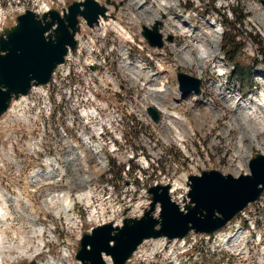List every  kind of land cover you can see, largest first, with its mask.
<instances>
[{
	"label": "rangeland",
	"instance_id": "rangeland-1",
	"mask_svg": "<svg viewBox=\"0 0 264 264\" xmlns=\"http://www.w3.org/2000/svg\"><path fill=\"white\" fill-rule=\"evenodd\" d=\"M73 1L74 0H0L1 31L5 27L14 25L17 15L23 13L26 9L38 11L46 8H56L62 12L64 9H67ZM101 1L106 2V0ZM111 1H113L111 3L113 8L116 9V7H119L114 15L118 12L123 16L122 4H126L128 0ZM152 1L154 2V0ZM163 1L162 8L165 9V12H168L171 7L178 8L181 7V5L183 6V4L185 5L184 1L187 2L188 5L185 10L187 13H190L191 22L199 26L197 30L194 29V31L189 33V27H187V30L184 29L185 31L179 32L180 35L178 34L177 37V46H174V48L173 46L166 48L168 51L166 56L161 58L158 53L155 55L149 54L144 43L139 41V37L135 39V42L130 43L127 41V48L123 50V48H120V44L123 40L119 39L118 42L114 44L113 53L111 51L112 54L107 60L110 69L114 73L115 79H112V77L110 81L109 79L90 78L91 66L86 61L78 62L77 60V64L75 65L76 71L71 72L70 76L64 79L63 73L60 74L62 84L65 86V92L71 88L73 91V99L80 101L86 99V95H92V99L88 104L93 107L95 112L98 111L102 113L105 122H113L115 126H117V129L113 128L108 133H106V127L103 126L102 128L105 127L104 132L106 133L103 136L104 139L95 138L93 141L86 136H84L83 139L78 137L75 138L73 143L77 141L82 144L87 143L84 144L87 148V154L82 161L80 159L83 156L80 155L79 157L77 150L71 152L72 146L68 137L60 139L59 136L53 134L56 126H59L58 118H60L62 114L65 115L66 110L73 106L74 102L68 100V94H65V97L62 95L63 98L55 103L56 106L54 111H48L44 120L45 135L41 134L44 133L43 130L37 131L35 133L36 135L30 134L26 130L10 131V129L22 124L21 122L16 123L15 126H10V123L8 125L10 126L8 130H5L2 128L4 126V123L1 122L3 118L0 119V146H2V148L4 146L7 151L9 150L10 154L15 151L19 160L23 161L21 166L24 167L19 174L14 168L3 172L0 177L3 179L4 184L7 186H18L23 190L29 188L32 190L31 195L34 198L42 197L47 190L44 188L46 186V181L41 182V184L39 182V185L34 188L30 187L28 179L31 177V172L39 166H45V157H60V164L63 170L62 173L65 175L59 178L61 181L52 179L53 182L51 181V183H53V185L49 187H52L53 190L57 189V191L61 187L63 190H67L68 188L69 192L72 194V201L75 203L73 208L75 214L79 216L82 215V218H80L84 223L83 231L86 230L89 225L95 223L89 220L92 217H99L101 211H103L104 214H109L111 217L113 214L116 215L117 213L125 212L130 214V204L136 201L137 198H146V191L148 192L149 187L156 181L176 182L180 180L182 183L184 182V178L188 181L190 175L200 174L203 170L209 169H217L225 174L231 173L237 176L240 173L248 172V164L251 158L264 150V129L260 130L258 128H253L256 130L257 138L253 140L247 138L245 142L250 145V148L244 154L238 153L235 147L242 128L237 126L233 121L234 116L244 112V109L240 105L243 103L254 104L261 100L263 106L261 109H258V112H260V110L264 112V101L261 97L264 93V0ZM136 7L134 3L130 6L133 10H137ZM144 16H150L149 12H146ZM124 17L128 18L127 15ZM167 18H169L167 21L172 28H176L181 21L179 18H175L172 15H169ZM240 18H244L243 21L239 22ZM140 19L141 20L136 17L135 21L141 24L146 22L144 18L141 17ZM212 20L216 25L210 27L207 23ZM215 28H217L221 36V40L217 46L218 51L215 54L208 52H205V54L202 51L204 48L202 45L204 43L200 44V47L194 46L193 48V46H191L193 49H191L192 52L184 49L183 44H189L191 40H196L197 42L201 40L195 35L200 31L202 33H198V35L201 36L202 41H205L204 38L206 37L210 39V37L213 36H211V34ZM230 29L233 30L232 32L236 35V42L234 43L236 53L234 57L229 59L226 54L227 49L224 48L226 43L223 39V34ZM240 44L241 48L238 49ZM109 46L111 47V45ZM208 47L211 46L208 44L205 48ZM182 49L184 50L183 52L181 51ZM127 50L131 58H137L140 64H144L148 67L151 66L156 72H161L162 74L170 76V72H167V70H171V72L175 70L184 71L191 75L201 77L203 99L202 102H195V107L199 110L192 108L187 102V100L193 99V97H198L194 93L189 94L190 96L181 103L180 108H176L174 104L171 105L166 102L165 100H173L174 96H176V92H178V82L176 76H173L175 72L171 73L170 76L171 88L167 85L165 86L169 90L168 95L165 97V92L158 91L159 88L157 87L160 85L153 83L152 77L145 74L147 77V81H145L142 77L131 72L130 67L127 68L124 66L128 58L123 56V52L126 54ZM142 50L143 52H141ZM186 51H189L191 56H193L192 59L194 62L192 66L185 65L183 63L184 61H182V55L186 53ZM150 52L152 53L153 51ZM146 53L153 57V61L146 56ZM202 53H204V59L201 61L197 57ZM80 58L81 57H79V59ZM157 61L161 62V69L155 65ZM219 61L224 63L222 67L218 66L220 64L218 63ZM72 64L73 61L71 63V70L73 68ZM199 69H202V74ZM55 80H57V76ZM50 89L51 94L57 93V84H52L48 88V91H50ZM60 90H63V87H60ZM92 90H94V93ZM222 97H229L228 99L234 103V107L230 105L229 100L226 102ZM142 99L145 105L141 104ZM209 102L219 109L213 110L209 108ZM146 103H148L147 109L152 105L157 107V109L159 108L158 111L161 117L160 122L165 121V127H161V125H159L160 122L155 123L151 117L147 115L148 112L146 113L145 110ZM57 108H59L60 111H57ZM175 108L182 113L181 115H183L184 119L179 120L174 118L168 122L170 111L176 110ZM217 110L223 112L219 117H215L214 114ZM196 115H199L200 118ZM98 117L99 115L91 120L92 124H96ZM17 118H20V116ZM199 119L202 121L205 120L204 126L201 127L198 125ZM32 120H34V118H27V124L31 123ZM254 120L256 119L249 117L248 123L252 125ZM170 123L180 128L189 126V134H187L185 142H181L177 138L169 141L166 138L165 134L169 128H171V132H175V128L173 129L174 125ZM229 125H231L230 129L227 130L226 128ZM82 130H84L83 126L79 123H75L73 127L67 129V132L68 134L72 133L77 136L82 134ZM99 131L103 133V129L100 130V128H98L96 133L98 137H102ZM39 135L42 136V139ZM32 137H34L35 140L41 141L39 148L42 150V153L37 155L35 161L27 159L29 158L28 154H30L29 143ZM83 140H85V142H81ZM31 146L33 147V145ZM101 146H103V150L100 149ZM3 156L5 157L4 152ZM7 163L9 162H6V164ZM95 168L99 169V171L96 172ZM56 180H58V182H55ZM82 180L88 181V189L91 191L90 205H88L85 199H78L77 196L80 187L74 188V185L68 187L69 182L73 181V183L79 184ZM34 189L42 194L36 195L37 192L33 191ZM188 189L189 186L186 184L185 188H179L177 193L183 198L187 195ZM55 205L42 209L41 221L45 226L54 228V234H52L54 237L52 240L53 246H56L59 240L65 241L71 246L72 255H70V257L73 259L67 260V262L81 264L74 259V254L79 247V239L76 232L77 228L74 229L69 225V222L65 220L66 217L69 216V212L61 211L59 202ZM124 206L125 208H123ZM10 207L14 216L17 217V211L14 206L11 205ZM49 208L50 210H48ZM57 208H59V211H56ZM73 210L71 209L70 211ZM262 216H264V200L259 204L255 202L252 208H250V211L241 215L240 219L253 233V223L258 221L257 219H260ZM247 218H249V223L246 220ZM79 224H81V221H79ZM260 225L262 226V232H264V222ZM13 228L16 229V233L14 234L18 248L9 247L8 243L5 244L7 246H2V248H0V264H31L32 259L20 257L23 253V251H21L23 245L21 244L22 242L19 243L20 246L18 244V240L21 241V235L27 232L28 235L31 234L32 231H28V229L31 228L30 223L26 221L24 224L19 219L13 223V227L10 230L13 231ZM230 229L231 227L228 230ZM159 241L161 240L148 241L142 244L141 250L139 252L137 251L126 264H171L172 255L175 253L173 247L163 248L162 246V249H157ZM253 242L257 245L258 240L256 237L251 240V246ZM174 243L180 242L177 241ZM259 243L262 244L260 246L262 249L264 244L262 242ZM195 244L198 248L203 249V251L209 252L212 247L215 246L216 241H207L199 237ZM182 247L181 243V248ZM225 247H231L229 251L233 253L235 245L231 244L230 247L225 245ZM31 248L35 249L33 240L31 242L30 249ZM61 248L62 246L60 250H62ZM46 250L47 247L45 248V253ZM237 250L238 249H236L237 256L219 253L218 257L210 261L216 263V259L223 258L222 256L224 255L225 260H229L231 264L254 263L253 259H247V256H245L251 253L252 249L248 254L244 251L245 259L239 256L242 254ZM44 257L45 255H42L39 260ZM196 257L199 258L196 252H186L184 255V258L188 262L200 264L202 261ZM262 259L264 260V255ZM107 263L113 264L112 259L111 261L109 259ZM208 264L210 263L208 262Z\"/></svg>",
	"mask_w": 264,
	"mask_h": 264
},
{
	"label": "water",
	"instance_id": "water-1",
	"mask_svg": "<svg viewBox=\"0 0 264 264\" xmlns=\"http://www.w3.org/2000/svg\"><path fill=\"white\" fill-rule=\"evenodd\" d=\"M107 10L98 0H74L62 12L52 8L40 14L26 9L17 16L16 24L5 27L0 32V116L13 98L28 94L33 85L50 81L69 49L76 47L80 17L92 27L100 16L106 17ZM161 24L156 21L151 28L143 27L142 34L153 47H163ZM177 79L185 96L201 94L200 78L180 71ZM149 113L156 122L160 120L156 107H150ZM189 186V201L181 208L172 199L170 184L153 185L149 188L152 202L140 218L126 217L122 226L109 222L86 230L76 259L82 264H107L105 254L113 264H126L146 239L181 238L191 231L210 234L221 229L264 191V153L249 161L247 173L235 176L217 169L203 170L189 176Z\"/></svg>",
	"mask_w": 264,
	"mask_h": 264
},
{
	"label": "bare ground",
	"instance_id": "bare-ground-1",
	"mask_svg": "<svg viewBox=\"0 0 264 264\" xmlns=\"http://www.w3.org/2000/svg\"><path fill=\"white\" fill-rule=\"evenodd\" d=\"M142 3L147 4L148 3V0H137V3H134V5L137 6L136 7L137 10H144L143 7L141 6ZM164 4H165V2H164ZM154 8H155V6L152 7L150 4H147L146 5L147 11L145 10L144 14H146V12H149V15H150L148 17L147 16L144 17L146 23H152L153 21H155L157 18L160 17L159 11H157L156 8L155 9ZM173 17H175V16H173ZM175 18H178V17H175ZM179 19L181 21H180V23L178 22L179 23L178 24V27L181 28V31H185L184 29L187 30V27H189V26H186V27L184 26V23L185 22H184L183 16L181 15V18H179ZM167 24H168V21H167ZM188 32H190L189 28H188ZM139 33H140V28H137L136 34H139ZM211 36L212 37H210V39L205 36L206 38H204V39H205L206 43H204L202 45L204 48L207 47L208 44L211 47H208V48H205V49L202 47L203 48L202 51L204 53L205 52L206 53L208 52V53L215 54L218 51L217 46H218V44H219V42L221 40V36H220V33L217 31V28H215V30L213 29V33L211 34ZM176 37H178V36H175V38ZM205 41H203V42H205ZM94 42H95V35H87V43H94ZM174 45H175V42H167L166 48L171 47V46H174ZM166 48H162L160 50H154V51H157V52L160 53V52H164L166 50ZM150 51H153V50L150 49ZM186 53H183L184 57L182 55V59H183L182 61H184L183 63L185 65L192 66L194 60L192 59V56L190 54H186ZM204 53L198 55L200 60L204 59V55H203ZM73 55H78L79 57L85 56L86 58H89V60H97V49H91V46H81V44H78V47H77L75 53H71L69 55V57H68V64H71L72 63L71 59H72V56ZM135 66L138 67V65H135ZM100 69H102V72L105 73V67H98L97 72H100ZM199 71L202 72V69H199ZM175 73H174V76L176 75ZM56 76H57V72H55L54 77H53L52 80H55ZM112 79H114V78H112ZM51 85L52 84H50L49 87ZM165 86H166V84H165ZM165 86L159 88V91L165 92V97H166L168 95L169 90ZM43 96H51V89H50V91H48V88H43ZM187 97L188 96H184L183 93H181L178 90V92H176V96H174L173 100H165V101L168 102V103H170L171 105L174 104L175 105L174 107H176V108H180L181 107L180 106L181 103H183V101ZM261 97H262V100L264 101V93L261 95ZM222 98H224V97H222ZM202 99H203V96L202 95H198V97H193V99H189V100L186 99V100H187L188 104L191 105L192 108H195V109L199 110L198 108L195 107L196 106L195 105V102H202ZM224 99H225L226 102H228V100L230 101V99H228V98H224ZM230 105H232V107H234L233 102H231V101H230ZM241 106L244 109V112L243 113H240V114H237L236 116H234L233 121L237 124V126H240L242 128V130H241V132L239 134V138H238V141H237L235 150L238 153H240V154L241 153L244 154L250 148V145L247 144L245 142V140L247 138H250L252 140L255 139V138H257L256 130H254L253 128H256V129L258 128L260 130L264 129V112L262 110H260V112H258L259 111L258 109L259 108L261 109V107L263 106V104L261 103V100L258 101V102H255L254 104H251V103H243ZM208 107L211 108V109H213V110L219 109L216 106H214V104H212L210 102L208 103ZM181 114L182 113H180L179 111H177V109L170 111V114H169L170 117H169L168 122H170L174 118L175 119H179V120H183L184 117ZM214 114H215V117H219V116H221L223 114V112L221 110H219V111L217 110V112H214ZM196 116L198 118H200L199 115H196ZM249 117H253L254 119H256V120H254V123L252 125H250L248 123V118ZM25 121H26V119L24 117L20 116V118L10 120L8 122L7 126L10 123H11L10 126L11 125L12 126H15L16 123H20V122L21 123H25ZM204 122H205V120L202 121V120L199 119L198 125L202 127V126H204ZM170 124H173V123H170ZM159 125H161V127H165L166 126V122L165 121H162V122L159 123ZM173 125H174L173 129L175 128V130H174L175 132L174 133H173V131L171 132V128H169L167 130L166 134H165L166 138L169 141L175 140V138H177L179 141L185 142L186 141L185 138H186L187 134H189V126H185L184 128H180L178 126H175V124H173ZM10 126L5 127L4 129L5 130H8V128ZM27 126H34V120H32L31 123L27 124ZM230 126L231 125H229L226 129L227 130L230 129ZM102 129H103L102 132H104V128H102ZM227 132H229V131H227ZM4 155H5V152H4ZM0 166H2L4 168V164H0ZM95 171L97 172V171H99V169H96L95 168ZM51 176H53V175L51 174ZM40 178L41 177H40L39 174L36 175V177H35L36 180H40ZM73 185H74V188L80 187L79 194L77 196L78 199L79 200L85 199L87 201L88 205H90L91 204V191H90V189H88L89 188L88 181L82 180L79 184L78 183H75V182L73 183V181H71V182H69L68 187L69 186H73ZM47 189H48V195L49 196L46 197L44 199V201H43L44 208L49 207V205L50 206L51 205H55V204H57V202H59L60 203V206H61V211L69 212V216L66 217L67 220H69L72 224H75V219L73 217H76L77 220H81L80 216L77 215V214H75V212L73 210V208H74V201H72V194H71V192H69L68 188H67V190H63V188L61 187L58 191L57 190H52V187H49ZM177 189H178V187L176 185H174V190H177ZM15 190H17V189H15ZM263 196H264V193L255 202H257L258 204L261 203V201L264 200V197ZM22 198H24V197H20V200H22ZM3 202L6 203V200L3 199ZM255 202L249 204L248 207L244 211L241 212L242 215H244L248 211H250V208H252V205H254ZM5 205L6 204L0 205V206L3 207V208H1L0 231H2L1 225H2L3 219H4L3 216H5V214H6L5 213V210H6L5 209L6 208ZM7 205H8L7 210L9 212L12 213L11 207H10L11 205L14 206V208L17 211V208L15 207V205L12 202H9ZM71 209L73 211H70ZM56 211H59V208H57ZM30 212H31L30 211V207L26 208V210H25V218H26V221H28V216L30 215ZM57 213H59V212H57ZM6 217H8V216H6ZM12 217H15L14 214L11 216V218ZM246 220L249 223V218H247ZM257 220L258 221H255V223H253V225H252L253 233L250 231V229H248L246 227V225L244 224L243 221L239 220L238 223L235 225V227L234 226H231V229L230 230H227L226 232H219L215 236H217L218 239L221 242H224L223 244H225L227 247H230L231 244H233L235 246L236 245H239V248H238L237 251L240 254H242V255H245V253L248 254L250 252V250L252 249V246H251V243L250 242H251V240L254 237H256L257 240H258V242H257V245H255V247H257L258 252L264 253V247L261 249V247H260L261 245L258 244L259 242H262L264 244V232H262V228H261L262 226L260 225L261 223L264 222V216H262L260 219H257ZM30 227H31V224H30ZM28 231H33V230L30 228V229H28ZM254 233H255V235H254ZM47 234H48V232H47ZM256 234H257V236H256ZM29 235H28V232H27V233L21 235V237H20L21 241L19 240V243L22 242L23 247H25L26 249L27 248L30 249V247H31L32 240L29 239ZM1 236H2V233H0V237ZM201 237L210 238L211 236L210 235H201ZM162 239H164V238H160L158 240H162ZM36 240H37V242H39L38 239H36ZM184 240H187V239L183 238L181 240H174V241L172 240V241H170V243H174V242L179 241L180 243H182V246H183L182 248H186V247H188V241H184ZM3 244H4V242L0 238V248H2ZM168 247L172 248L173 246H163V248H168ZM61 249H62V253H63L62 256H64L65 245H62V248ZM244 251H245V253H244ZM262 257L263 256H261V258ZM104 258H105L106 261H109V259L111 261V259H112L109 255H105V254H104ZM63 260L64 259H62V261H60L59 264H64V261ZM107 264H109V263H107Z\"/></svg>",
	"mask_w": 264,
	"mask_h": 264
},
{
	"label": "built area",
	"instance_id": "built-area-1",
	"mask_svg": "<svg viewBox=\"0 0 264 264\" xmlns=\"http://www.w3.org/2000/svg\"><path fill=\"white\" fill-rule=\"evenodd\" d=\"M162 1L163 0H154L157 8L159 11H164L165 9L162 8ZM132 3H137V0H128L127 3L122 6V8H130L132 6ZM185 4L187 2L184 1ZM132 9V8H130ZM134 15L133 16H141L144 14V10H133ZM127 15L129 18L125 19L124 25L126 26L125 28H129L128 31L134 35V30L131 29V25L128 23L130 21H134L133 16H130L129 14L126 13V11L123 9V16ZM122 17L118 12L115 14L114 18L110 17L108 19L101 18L98 22L97 25H95L92 28H89L86 26V24H83V32L79 34L78 40L79 44L81 46H91V49H97V60H89V58L86 59V62L88 64H96L98 67H105V73L109 72L108 71V59L110 58L111 54L113 53L114 50V44L118 42L119 39H122V43L120 44V48H124L127 43V38L129 34H126V30L121 26L123 25L122 22ZM140 28V27H138ZM163 32L164 36L166 37L168 34H173L174 36H178L179 32H181V28L176 26V28H172L169 24H167V19L164 20V25L163 28L161 29ZM87 35H95V42L94 43H87ZM142 40V38H140ZM167 44V42H166ZM166 44L165 47L166 48ZM111 45V47L109 46ZM112 51V53H111ZM150 52V49H148ZM129 53V52H128ZM71 70V64H68V60L58 68L57 71V80H52L49 84L44 85V86H37L34 87L31 93L27 96H22L20 99L15 100L9 109V112L3 117V120L1 122L4 123L3 127H6L8 122L12 119H15L19 116H22L26 119L25 123H22V126H25L27 129H30L32 127H36L39 125L44 126V120L45 117L47 116L48 111H52L53 108V103L51 101V96H43V88H49L50 84H57V93H54L56 95L57 100L62 99V95L65 93V89L60 90V87H62V80L60 78V74L63 73L64 79L69 76ZM93 74H97V70L93 72ZM27 118H34V126H27ZM21 125V124H20ZM118 125V123H117ZM19 126V125H18ZM108 129V127H107ZM109 131V130H108ZM175 184V182H173ZM176 184H180V186L183 185V183H180V181H176ZM175 198L182 203V199L180 194L175 195ZM22 203V208H17V218H19L22 223H26V218H25V210L26 208L31 206L30 201L24 197L22 200H20ZM149 203L148 197L144 199H139L133 203H131V214L133 215H140L142 213V210L144 207H146ZM75 219V224H72L67 218L65 219L66 221L69 222V225L76 229L78 237L82 233V228H83V222L81 220H77L76 217H73ZM94 221L96 223H101L105 222L110 219H115L118 221L122 220V216L120 214H113L111 217L109 214H104L103 211L99 213V217H94ZM79 221H81V224H79ZM13 236V235H12ZM15 237V236H14ZM201 237V235L198 234H192L189 238V240H184L188 241V247L193 246L196 242L197 239ZM19 241V240H18ZM162 246H173V251H175V248L180 247L181 248V243H170L167 239H162L159 241L157 244V249H162ZM239 248V245H236L234 247V251L236 253V249ZM60 249V247H59ZM185 249V248H182ZM248 258L255 260H263L260 256V252H258L257 247H255V242H253L252 245V251L248 255H245Z\"/></svg>",
	"mask_w": 264,
	"mask_h": 264
},
{
	"label": "trees",
	"instance_id": "trees-1",
	"mask_svg": "<svg viewBox=\"0 0 264 264\" xmlns=\"http://www.w3.org/2000/svg\"><path fill=\"white\" fill-rule=\"evenodd\" d=\"M243 19L244 18H240L239 19V22H241V21H243ZM233 30H227V31H225L224 32V34H223V39H224V41H225V45H224V48H226L227 49V51H226V54H227V56H228V58L230 59L231 57H234V54L236 53L235 52V42H236V35L232 32ZM241 48V44H240V46H239V48L238 49H240Z\"/></svg>",
	"mask_w": 264,
	"mask_h": 264
}]
</instances>
